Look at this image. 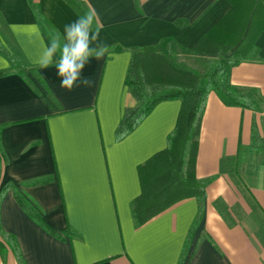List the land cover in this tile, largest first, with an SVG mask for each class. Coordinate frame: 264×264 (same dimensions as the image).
Returning <instances> with one entry per match:
<instances>
[{
    "label": "crops",
    "instance_id": "1",
    "mask_svg": "<svg viewBox=\"0 0 264 264\" xmlns=\"http://www.w3.org/2000/svg\"><path fill=\"white\" fill-rule=\"evenodd\" d=\"M75 1L85 13L95 10L100 39L110 48L84 69L93 86L68 92L55 67L41 68L38 60L51 41L45 28L62 39L78 9L69 0H0V46L21 57L32 82L0 77V222L25 264H264V30L256 41L260 60L231 74L234 86L261 93L262 110L226 106L215 92L208 95L195 165L198 181L206 183L203 201L178 202L144 225L134 215L142 167L168 148L181 101L160 103L116 139L125 110L136 106L126 86L130 49L166 38L186 49L208 34L218 40L223 31L216 27L233 5L252 0ZM11 69L0 53V73ZM240 146L236 174L226 163ZM17 193L54 231L71 228L74 238L45 231ZM0 264L21 263L9 251L0 252Z\"/></svg>",
    "mask_w": 264,
    "mask_h": 264
},
{
    "label": "trees",
    "instance_id": "2",
    "mask_svg": "<svg viewBox=\"0 0 264 264\" xmlns=\"http://www.w3.org/2000/svg\"><path fill=\"white\" fill-rule=\"evenodd\" d=\"M80 12L85 10L75 1L69 0ZM42 27L47 22L37 13ZM251 21V23H250ZM250 23V26H249ZM222 30L220 39L211 34L204 36L192 49L182 48L174 39L166 38L155 46L130 49L131 62L126 78L129 93L136 100V106L125 110L121 124L116 130L118 141L132 133L162 102L181 101L182 109L177 127L169 137L168 148L156 155L142 167V195L134 202V215L138 226L144 225L174 204L195 198L203 201L206 197V183L198 181L195 175L198 137L201 118L208 95L215 92L226 106L261 111L263 98L257 89H242L231 83L232 70L247 61H259L256 41L264 30V0H252L234 4L216 27ZM50 40L49 27L45 28ZM123 50L114 48V52ZM191 54L202 62V71L181 68L175 62L177 53ZM0 53L6 55L12 69L0 73V77L16 74L32 84L27 76L29 69L21 57L0 46ZM2 128H0L1 137ZM240 146L236 157L226 167L239 174L242 170ZM0 149V172L4 165ZM224 164V170H225ZM239 178L240 176H233ZM16 197L25 212L52 236L63 239L74 238L71 228L58 233L54 231L19 193ZM11 251L25 264L14 236L7 234L0 222V252L5 257Z\"/></svg>",
    "mask_w": 264,
    "mask_h": 264
},
{
    "label": "clouds",
    "instance_id": "3",
    "mask_svg": "<svg viewBox=\"0 0 264 264\" xmlns=\"http://www.w3.org/2000/svg\"><path fill=\"white\" fill-rule=\"evenodd\" d=\"M101 25L95 10L80 15L64 26L63 38H53L39 57L41 68L55 67L60 88H91L94 81L83 75L86 65L94 58L102 59L110 46L100 39Z\"/></svg>",
    "mask_w": 264,
    "mask_h": 264
},
{
    "label": "rangeland",
    "instance_id": "4",
    "mask_svg": "<svg viewBox=\"0 0 264 264\" xmlns=\"http://www.w3.org/2000/svg\"><path fill=\"white\" fill-rule=\"evenodd\" d=\"M175 62L181 68L195 71H202L203 64L195 56L179 51L175 57Z\"/></svg>",
    "mask_w": 264,
    "mask_h": 264
}]
</instances>
